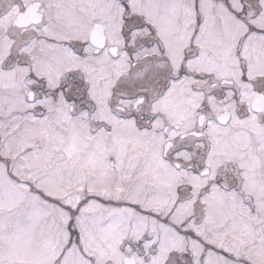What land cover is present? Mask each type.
Returning <instances> with one entry per match:
<instances>
[{
	"label": "snow or ice",
	"instance_id": "obj_1",
	"mask_svg": "<svg viewBox=\"0 0 264 264\" xmlns=\"http://www.w3.org/2000/svg\"><path fill=\"white\" fill-rule=\"evenodd\" d=\"M0 264H264V0H0Z\"/></svg>",
	"mask_w": 264,
	"mask_h": 264
}]
</instances>
